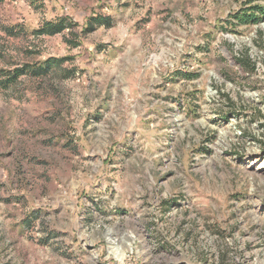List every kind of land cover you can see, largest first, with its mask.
I'll list each match as a JSON object with an SVG mask.
<instances>
[{
    "label": "rangeland",
    "instance_id": "obj_1",
    "mask_svg": "<svg viewBox=\"0 0 264 264\" xmlns=\"http://www.w3.org/2000/svg\"><path fill=\"white\" fill-rule=\"evenodd\" d=\"M0 1V264H264V0Z\"/></svg>",
    "mask_w": 264,
    "mask_h": 264
},
{
    "label": "trees",
    "instance_id": "obj_2",
    "mask_svg": "<svg viewBox=\"0 0 264 264\" xmlns=\"http://www.w3.org/2000/svg\"><path fill=\"white\" fill-rule=\"evenodd\" d=\"M235 18L238 20L239 24L258 23L262 19H264V10L260 9L259 7H253L246 12L235 15ZM111 24H112V20L110 18L103 17L102 15H94L88 20V22L85 25V34L91 33L95 31L97 28L102 27V26L110 27ZM72 28H73V25L69 24L66 18H59L56 21L45 22L36 31L35 34L37 36H45V35L55 36V35L64 33L66 30L71 31ZM53 62L54 61L51 59L47 63H45L44 66H41L38 70H34L33 72L38 73V74L40 73L46 74L47 72L50 71ZM32 68L34 67H29V68L25 67L23 69H15V71H12V72L0 71V73L3 72L1 75H3L4 72L7 73L8 79L6 80V82L9 83L10 81H14L18 75L24 74L28 71V69L30 70ZM2 84L0 83V86L4 88L7 87L6 83L3 85Z\"/></svg>",
    "mask_w": 264,
    "mask_h": 264
}]
</instances>
